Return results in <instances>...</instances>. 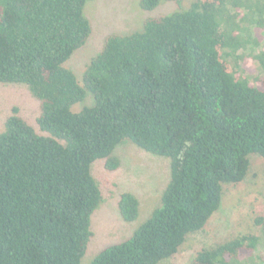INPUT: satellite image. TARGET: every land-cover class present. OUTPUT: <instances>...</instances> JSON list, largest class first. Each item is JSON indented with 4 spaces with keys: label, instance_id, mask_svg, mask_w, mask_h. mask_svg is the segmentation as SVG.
Wrapping results in <instances>:
<instances>
[{
    "label": "trees",
    "instance_id": "1",
    "mask_svg": "<svg viewBox=\"0 0 264 264\" xmlns=\"http://www.w3.org/2000/svg\"><path fill=\"white\" fill-rule=\"evenodd\" d=\"M95 1L0 0V83L40 104L36 127L14 105L0 132V264H163L264 158V0H140L179 7L109 34L78 76L66 62L93 34ZM127 139L166 157L170 179L131 236L84 263L104 201L93 164L119 169ZM117 206L142 216L133 191ZM190 264H264V209Z\"/></svg>",
    "mask_w": 264,
    "mask_h": 264
},
{
    "label": "rangeland",
    "instance_id": "2",
    "mask_svg": "<svg viewBox=\"0 0 264 264\" xmlns=\"http://www.w3.org/2000/svg\"><path fill=\"white\" fill-rule=\"evenodd\" d=\"M192 2L193 0H184L181 7H188ZM178 7L173 2H166L150 13H145L140 0H96L86 7V13L93 21V34L66 65L81 76L90 59L101 50L109 34L130 32L137 29L148 14L166 13ZM91 102L89 97L87 103ZM14 105H18L21 114L37 126L40 104L28 86L0 83V132L4 130L6 119ZM82 106L79 104L75 108ZM118 155L122 159V165L115 171L107 170L102 160L93 164V173L103 190L104 201L92 216L95 236L87 252L88 256L86 254L83 258L84 263L90 261V258L92 260L105 246L131 236L159 203L162 191L170 179V161L166 157L147 152L131 140L123 141ZM252 162V169L244 182L226 187L222 208L215 213L206 229L192 234L180 252L163 264H190L198 248L223 243L252 225L253 217L264 209V158L253 156ZM125 190L133 191L141 200L142 216L137 221L127 223L120 214L117 201L119 194Z\"/></svg>",
    "mask_w": 264,
    "mask_h": 264
}]
</instances>
